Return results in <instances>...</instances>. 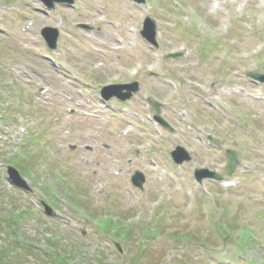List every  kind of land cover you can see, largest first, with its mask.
<instances>
[{
	"label": "rangeland",
	"instance_id": "obj_1",
	"mask_svg": "<svg viewBox=\"0 0 264 264\" xmlns=\"http://www.w3.org/2000/svg\"><path fill=\"white\" fill-rule=\"evenodd\" d=\"M249 72L264 77V0H0V264H264V78ZM132 80L128 100L99 101ZM202 166L234 185L197 183Z\"/></svg>",
	"mask_w": 264,
	"mask_h": 264
},
{
	"label": "water",
	"instance_id": "obj_2",
	"mask_svg": "<svg viewBox=\"0 0 264 264\" xmlns=\"http://www.w3.org/2000/svg\"><path fill=\"white\" fill-rule=\"evenodd\" d=\"M148 37L152 38L153 36V32L151 33V35L149 36L148 34H146ZM54 40H55V37L54 39L50 40V45H54ZM173 156L175 157L176 161L181 163L184 159L188 160L189 159V156L187 155V153L185 152V150L178 146L176 147V149L173 151ZM232 155L230 156V162L228 164V167L230 169H232V166L233 164L236 162V155L235 153H231ZM8 174H9V179L11 180V182L13 184H15L16 186L18 187H21V188H24V189H29V187L27 186L26 182L20 178L18 172L12 168V167H8ZM205 176H210V177H215V178H218L217 175H215L214 173L208 171V170H197L196 172V178L197 180H200L201 178L205 177ZM133 180H134V183L136 185H138L139 187H141L142 185V182H143V176L140 174V173H136L135 176H133ZM43 205H44V209H45V212L47 214H50L52 215L53 214V211L51 208H49V206L47 204H45L43 202Z\"/></svg>",
	"mask_w": 264,
	"mask_h": 264
}]
</instances>
